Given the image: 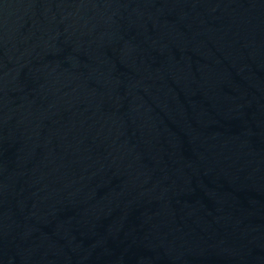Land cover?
<instances>
[{
  "label": "water",
  "instance_id": "obj_1",
  "mask_svg": "<svg viewBox=\"0 0 264 264\" xmlns=\"http://www.w3.org/2000/svg\"><path fill=\"white\" fill-rule=\"evenodd\" d=\"M0 264H264V0H0Z\"/></svg>",
  "mask_w": 264,
  "mask_h": 264
}]
</instances>
